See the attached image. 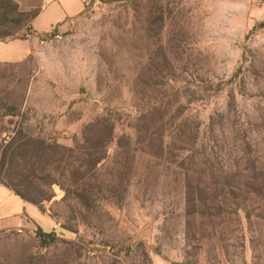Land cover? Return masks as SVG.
Here are the masks:
<instances>
[{
    "label": "rangeland",
    "instance_id": "obj_1",
    "mask_svg": "<svg viewBox=\"0 0 264 264\" xmlns=\"http://www.w3.org/2000/svg\"><path fill=\"white\" fill-rule=\"evenodd\" d=\"M15 1L28 14L41 4ZM161 12L162 23L157 18ZM60 33L59 40L44 44L36 38L30 55L18 62H0V104L19 112L0 115L2 148L20 125L30 135L72 146L102 114L120 120L118 134L127 132L137 99L136 77L152 55L162 54V46L178 74L179 103L188 124L206 128L211 120L225 127L226 134L216 131L218 136H233L231 121L253 123L258 129L251 136L264 153V0H88ZM227 152L235 155L237 149ZM167 160L147 153L139 158L146 176L132 181L125 207L114 211L103 229L121 243L140 242L151 264H190L194 258L187 252L194 250L185 235L183 184L178 168ZM6 211L0 207V215ZM35 230L27 222L0 227V263L39 254L49 260L61 253V242L42 246ZM56 231L67 240L75 237L59 225ZM261 255L264 263V248ZM245 256L247 264H254L247 236ZM92 258L86 253L81 262L93 264ZM138 258L131 253L118 260L143 262ZM200 260L205 264L203 256Z\"/></svg>",
    "mask_w": 264,
    "mask_h": 264
},
{
    "label": "trees",
    "instance_id": "obj_2",
    "mask_svg": "<svg viewBox=\"0 0 264 264\" xmlns=\"http://www.w3.org/2000/svg\"><path fill=\"white\" fill-rule=\"evenodd\" d=\"M41 7L42 0L28 14L15 0H0V41L30 35ZM157 18L164 22L163 12ZM158 49L162 54L152 55L136 77L137 99L127 132L118 134L120 120L102 114L72 146L30 135L23 125L0 146V183L75 235L67 240L56 230L45 232L34 225L35 239L42 246L61 242V253L49 260L39 254L0 264H86L81 262L86 253L93 255V264L106 259L121 264L118 257L131 253L143 259L137 264H151L140 242L121 243L103 229L113 221L112 213L125 207L132 181L146 176L138 165L144 153L167 156L178 168L185 235L194 250L187 252L194 258L188 263L198 264L203 256L205 264H247V236L254 264H264V153L257 151L251 136L258 128L234 120L228 125L233 136H218L216 131L226 134L221 124H188L179 103L178 74L163 47ZM17 113L16 107L0 104V115ZM230 147L237 149L235 155L227 154Z\"/></svg>",
    "mask_w": 264,
    "mask_h": 264
},
{
    "label": "crops",
    "instance_id": "obj_3",
    "mask_svg": "<svg viewBox=\"0 0 264 264\" xmlns=\"http://www.w3.org/2000/svg\"><path fill=\"white\" fill-rule=\"evenodd\" d=\"M88 0H42L39 14L31 22V33L24 39L0 41V62L14 63L26 58L35 47V39L53 29L65 31L71 20L80 16ZM0 207L7 209L0 215V227H19L25 222L39 226L43 231L57 230L56 221L46 212L23 200L0 183ZM4 223V224H3Z\"/></svg>",
    "mask_w": 264,
    "mask_h": 264
},
{
    "label": "built area",
    "instance_id": "obj_4",
    "mask_svg": "<svg viewBox=\"0 0 264 264\" xmlns=\"http://www.w3.org/2000/svg\"><path fill=\"white\" fill-rule=\"evenodd\" d=\"M61 38V33L57 31H51L45 35H41L39 37V43L44 44L48 39L51 40H59ZM19 231H23L22 229H19Z\"/></svg>",
    "mask_w": 264,
    "mask_h": 264
}]
</instances>
